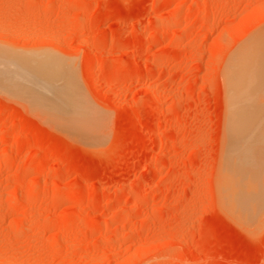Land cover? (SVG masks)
I'll list each match as a JSON object with an SVG mask.
<instances>
[{"label": "rangeland", "instance_id": "374dc122", "mask_svg": "<svg viewBox=\"0 0 264 264\" xmlns=\"http://www.w3.org/2000/svg\"><path fill=\"white\" fill-rule=\"evenodd\" d=\"M259 38L264 0H0V264H264L221 198Z\"/></svg>", "mask_w": 264, "mask_h": 264}, {"label": "bare ground", "instance_id": "6f19581e", "mask_svg": "<svg viewBox=\"0 0 264 264\" xmlns=\"http://www.w3.org/2000/svg\"><path fill=\"white\" fill-rule=\"evenodd\" d=\"M259 39L261 41L264 40V39L262 40V38H259ZM254 45H255L254 47L256 48L257 44H254ZM261 46H263V44H261ZM261 46L258 49H254V47L252 46L254 49V53L256 52V50H257V52L255 54H252L253 53V51H252V53H251L252 56L246 58V60L249 58V62H247V63H251L252 66L250 65V66H248L249 67L248 68L247 63L240 64L241 65L240 69L236 68L237 70H235V72H233V73H231L232 72L231 71L229 77L227 78L228 83H229L228 85L230 87V88L229 87L228 88L230 90L228 93V101H227L228 102V110H229L228 113H229V115L226 114V116L228 115V117H225V120H227L225 122H227V125H228V126H225V127H227V132H225V137H226L225 149L227 152V157L229 158L230 157L229 154H231V156L233 158L230 157L231 159H229L228 161L225 162V165H224L225 166L224 167L225 168V178H224V180L222 179V177L220 178L223 180L222 181L223 183L222 182L221 183L223 184L222 186L224 189V191H223L224 194L221 195V196H223L221 198H222V200H223V198L225 199L224 201H226L227 205L231 207L230 209H233L234 213L236 212V214L238 216H241V218H244V219L248 218V220H249V218L254 216V210L256 209L255 208L256 199L264 196V193H263L264 178H262V177H264V174L262 177H259L260 176V174H259L260 170L263 166V164L261 162H263V161H260L259 159H255V158L251 159V157L250 158L249 157L246 158L245 156L243 157L244 152H246L248 154L250 151H252V152L256 151L253 153L258 152V154L259 153L261 154L262 152L264 153V51H263L264 47L262 49ZM243 48H245V47L243 46ZM251 50H252V48H251ZM4 51H6V50H4ZM244 51H246V50H244ZM2 53H3V51H2ZM3 54H0V55L2 56ZM238 54H240V53H238ZM248 54L250 55V52ZM246 55H247V53H246ZM6 56L7 55H5V59L7 58ZM13 56H10L9 58H11ZM18 57H20V56H18ZM238 57H244V56H238ZM17 59H19V58H17ZM17 59L15 58L14 60L16 61ZM8 60L10 62L11 61L13 62L12 59L11 60L7 59V61ZM19 60L22 63L21 58ZM250 60H251V62H250ZM30 62L31 61H29V63ZM236 62L237 61H235L233 63L236 64ZM17 63L18 62L16 61V64ZM237 63H239V62H237ZM240 63H242V62H240ZM22 64L25 65L26 67L24 68L23 66H21V67L19 66ZM22 64H17V66H19L20 69H22V68L23 69L20 70L21 72L18 71L19 74H18V72H15V73H17L16 76L14 73H11V75H9L10 73L7 74L8 71H11V69L9 68V70H8V69H5L6 67L5 68L3 67L5 70H7L5 77L8 79H17L19 81H24L23 83H25V82L30 83L31 78L29 76H27L26 73L29 72L31 68L30 69L27 68L28 67L26 65L27 62L25 63L23 61ZM37 64L39 65V67L40 66L42 67V65H40V63H37ZM230 64L232 65V63H230ZM30 65L32 66L33 64L30 63L29 66ZM38 65H37V67H38ZM4 66H7V68H8V65H4ZM237 66H238V64H237ZM47 67H49V66H47ZM3 68H2V70H3ZM40 68H39V70H40ZM42 68L45 69L44 66ZM28 69H29V71H28ZM39 70L37 68V71H39ZM31 71L33 73L36 72L35 70H32V69H31ZM40 73H41V70H40ZM225 73H226V69H225ZM12 74H14L15 77H13ZM38 74H39V72H38ZM227 74H229V72ZM4 75H5V73H4ZM35 77L36 76L34 75L32 77L33 79H31V81L33 80V82H31V83L34 84V86H32V88L37 87V85L39 86L37 79ZM34 79H36V81ZM225 80H226V77H225ZM40 81H43L41 77H40ZM23 83H22V85H24ZM31 83H30V85H31ZM26 84H28V83H26ZM226 84H227V82H226ZM48 89H50V88H48ZM37 90H38V88L35 89L36 93L38 92ZM53 92L51 91V93H53ZM47 93H50V90H48ZM47 93L45 92L46 95H47ZM51 96H53V94H51L49 97H51ZM50 101H51V99H50ZM51 103H52V101H51ZM226 118H228V119H226ZM251 140H255V141H253L254 144L252 142L250 143ZM250 145H251V147H250ZM252 145L255 146L256 149L253 148ZM260 151H262V152H260ZM246 153H244V154H246ZM246 156H247V154H246ZM258 178H262L263 182H256V181L262 180V179L258 180ZM261 188H263V190ZM224 195H225V197H224ZM225 206H226V204H225ZM228 212H230V211L228 210Z\"/></svg>", "mask_w": 264, "mask_h": 264}]
</instances>
